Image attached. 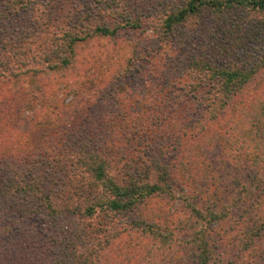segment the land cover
Masks as SVG:
<instances>
[{"label": "trees", "instance_id": "trees-1", "mask_svg": "<svg viewBox=\"0 0 264 264\" xmlns=\"http://www.w3.org/2000/svg\"><path fill=\"white\" fill-rule=\"evenodd\" d=\"M6 1L0 23L7 21L5 12L37 9L43 31L75 18L82 33L92 26L102 36L121 28L141 33L152 28L157 50L171 37L184 44L208 34L209 41L183 61H171L182 70L154 83L159 105L153 106L151 121L132 123L113 112L105 123L106 137L94 136L96 124L86 123L73 135L64 131L53 139V149L40 144L34 153L0 164V264H264V129L262 135L253 130L264 124V101L246 105L241 100L264 71V0H167L148 21L119 13L114 29L96 24L93 13L55 17V9L68 0ZM210 22L216 23L215 32ZM20 34L15 39L9 29H0V76L10 71L5 54L17 59L24 54L25 30ZM27 34L36 42L33 31ZM77 36L64 33V48L73 51ZM53 39L62 66L50 68L65 69L70 60L60 55L61 39ZM158 70L161 77L163 68ZM173 90L178 97L169 96ZM177 101L183 106L175 108ZM157 136L169 138L155 145ZM211 146L223 147L237 164L250 168L245 173L256 195L235 178V196L228 203L220 199L218 185L212 195L199 188L193 198L180 195L177 177H185ZM172 148L176 157L170 156ZM213 224H227L223 236ZM122 242L114 254L112 247Z\"/></svg>", "mask_w": 264, "mask_h": 264}, {"label": "rangeland", "instance_id": "rangeland-1", "mask_svg": "<svg viewBox=\"0 0 264 264\" xmlns=\"http://www.w3.org/2000/svg\"><path fill=\"white\" fill-rule=\"evenodd\" d=\"M162 1L167 2V0H68L66 7L55 9V17H67L68 14H75L74 11H78L79 14L93 13L98 18L96 24L105 23L114 29L120 20L119 13H129L134 18L141 16L143 19L150 18L152 15L150 12H153ZM6 3V0H0V10L5 8ZM41 16H43L41 10L37 9L30 12L13 10L11 13L5 12L7 21L0 23L3 33L5 29H9L12 38L18 39V36H24L20 33L25 30L26 38L25 42L20 44L24 47L22 56L17 59L13 55L5 54L11 63L10 71L0 76V164L13 162V159L23 154L34 153L40 144L53 149L51 143L53 139L62 136L64 131L67 134L75 132L86 123L96 124L94 136L106 137L108 136L106 132H109L110 128L108 122L107 127L105 123L113 112L119 114V117L122 115L124 121L129 120L132 123L140 121L145 124L151 121L150 114L156 110L153 106L159 105V102L154 101L157 95L152 88L154 83H161L160 79L165 82V76L170 78L171 73L182 70V64L171 61H183L184 58L197 53V49L206 46V42L209 41L208 34L191 37L192 42L184 44H179V38L171 37L164 43L162 49L160 47L157 50L154 49L158 47L156 46L158 43L153 41L152 28L145 33L121 28L112 36H102L94 34L92 26L86 29L87 32L82 33L80 28L82 26L75 24L76 19L73 18L70 22H67L68 20L55 22L50 30L43 31L39 21ZM208 26L214 27L213 32L218 29L215 22H210ZM32 31L36 42L27 34L28 32L31 34ZM67 32L74 33V37L78 34L79 37L72 46L73 51L64 48L66 42L63 36ZM53 37L61 39V45L65 50L60 55L70 60L65 69L50 68V65L54 64L62 66L55 55L56 41ZM0 39H3V35ZM4 40H8L7 37H4ZM45 57L53 61L47 63ZM21 61L24 63L23 67L19 65ZM162 68L163 75L159 77L161 74L158 69ZM176 91L171 92L169 96L178 97ZM242 95L241 100L246 101V105L257 100L264 101V71L255 76L254 81ZM180 106L183 105L178 101L174 105L175 108ZM206 127L208 130L209 125ZM229 128L228 123L221 127L223 133ZM263 129L264 124L253 127V130L257 131L256 135H262ZM115 130L119 131L118 127H114L113 131ZM73 132L70 134L73 135ZM121 134L124 140L127 139L126 132ZM167 138L169 137L157 136L153 140L157 145L158 142H167ZM46 142L47 144L49 142V145H46ZM223 147L226 148L225 145ZM223 147L213 149L211 146L210 149H205L204 154L201 152L199 163L189 168L185 177H177V188L182 189L180 192L182 197L187 195L193 198L198 188L212 195L218 191L216 189L218 185L222 188L220 199L223 198L224 202L228 203L235 196L234 178L239 180L241 186L245 184L254 195L258 193L254 185L248 183L251 178L247 180L248 174L245 172H250V168L245 170L244 166L237 164ZM175 150L176 148L169 149L171 157L178 155ZM248 150L253 153V150ZM239 151L241 150L237 153ZM262 161L264 163V159ZM252 176L253 174L250 177ZM176 206L180 207L181 212L184 211L183 214H189L183 206H179L178 203ZM236 213L240 214L238 211ZM227 224L220 226L213 224L211 227L217 229L216 232L223 236ZM123 242L112 247L114 254L118 249L122 250ZM261 244L264 248V239ZM222 248L226 249V246L222 245ZM107 257L109 258L108 254ZM232 258L238 263L236 252ZM120 260L122 261V258ZM113 262L110 260V264H114Z\"/></svg>", "mask_w": 264, "mask_h": 264}]
</instances>
